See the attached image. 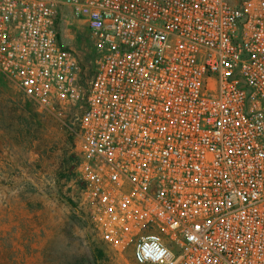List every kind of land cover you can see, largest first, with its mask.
<instances>
[{"label":"built area","instance_id":"built-area-1","mask_svg":"<svg viewBox=\"0 0 264 264\" xmlns=\"http://www.w3.org/2000/svg\"><path fill=\"white\" fill-rule=\"evenodd\" d=\"M0 73L71 110L79 206L111 250L264 264V0H0Z\"/></svg>","mask_w":264,"mask_h":264},{"label":"rangeland","instance_id":"rangeland-1","mask_svg":"<svg viewBox=\"0 0 264 264\" xmlns=\"http://www.w3.org/2000/svg\"><path fill=\"white\" fill-rule=\"evenodd\" d=\"M60 29L89 66L84 30ZM78 158L71 110L40 111L0 73V264H136L80 208Z\"/></svg>","mask_w":264,"mask_h":264},{"label":"trees","instance_id":"trees-1","mask_svg":"<svg viewBox=\"0 0 264 264\" xmlns=\"http://www.w3.org/2000/svg\"><path fill=\"white\" fill-rule=\"evenodd\" d=\"M59 35H60V34H59ZM80 42H81V41H80ZM90 57H91V56H90ZM85 67H86V66H85L84 64H82V68H83V70L85 69ZM89 73L92 74V69H91V68H90Z\"/></svg>","mask_w":264,"mask_h":264}]
</instances>
